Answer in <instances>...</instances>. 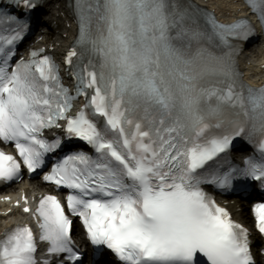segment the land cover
Here are the masks:
<instances>
[{
    "label": "snow or ice",
    "instance_id": "snow-or-ice-1",
    "mask_svg": "<svg viewBox=\"0 0 264 264\" xmlns=\"http://www.w3.org/2000/svg\"><path fill=\"white\" fill-rule=\"evenodd\" d=\"M247 3L264 30V0ZM75 16L64 63L84 106L70 115L73 95L49 55L33 50L13 64L30 21L0 11V143L18 154L0 151V180L26 168L68 193L66 208L44 195L23 209L46 247L43 264H84L74 218L116 264H198L197 254L206 264H253L246 230L206 187L264 188V87L240 82L235 65L255 26L202 23L188 0H75ZM53 129L63 136H46ZM236 140L253 146L240 164L228 159ZM252 212L264 234V202ZM37 251L32 229L16 226L0 240V264H41Z\"/></svg>",
    "mask_w": 264,
    "mask_h": 264
},
{
    "label": "bare ground",
    "instance_id": "bare-ground-1",
    "mask_svg": "<svg viewBox=\"0 0 264 264\" xmlns=\"http://www.w3.org/2000/svg\"><path fill=\"white\" fill-rule=\"evenodd\" d=\"M215 5L216 7L218 8L219 11L223 12V13H229L231 12L232 10L234 9H237L240 5L235 3L234 0H211ZM58 1L57 0H47V6H49V9H51L52 6H55L56 3ZM60 6V5H59ZM53 10V9H52ZM255 56H253V58L255 60H258V61H264V52H255L254 53ZM254 72H256V69H253ZM248 205L246 207H243L241 213H237L236 214V217H238L239 219H242L244 220L245 222H247V219L246 218H249V210H248ZM248 210V212L245 213V211ZM1 221V220H0ZM7 223L6 221H1L0 222V229L3 228L4 226H6Z\"/></svg>",
    "mask_w": 264,
    "mask_h": 264
}]
</instances>
